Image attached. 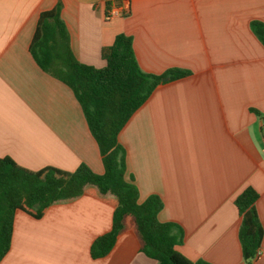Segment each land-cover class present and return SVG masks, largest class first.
<instances>
[{
	"label": "crops",
	"instance_id": "1",
	"mask_svg": "<svg viewBox=\"0 0 264 264\" xmlns=\"http://www.w3.org/2000/svg\"><path fill=\"white\" fill-rule=\"evenodd\" d=\"M107 2L0 0V157L31 171L84 164L103 174L73 93L28 51L39 14L59 4L78 62L104 68L100 50L123 34L142 72H189L157 86L118 134L138 203L160 198L157 219L182 229L176 250L187 260L243 264L233 201L251 188L263 229L251 264H264V47L251 29L264 24V0H129V14L115 19L105 16ZM112 213L87 193L51 204L38 219L16 211L0 264H156L129 230L106 256L91 258Z\"/></svg>",
	"mask_w": 264,
	"mask_h": 264
},
{
	"label": "trees",
	"instance_id": "2",
	"mask_svg": "<svg viewBox=\"0 0 264 264\" xmlns=\"http://www.w3.org/2000/svg\"><path fill=\"white\" fill-rule=\"evenodd\" d=\"M251 29L264 47V24L253 22ZM28 51L41 71L73 93L98 146L103 174L93 173L84 164L73 172L53 167L31 171L8 157H0V261L10 247L16 211L38 219L51 204L87 193L113 208L111 228L93 241L91 258L106 256L118 235L129 230L138 240L139 251L156 264H209L203 260L189 261L177 252L183 232L174 223L158 221L163 206L159 197L151 195L138 203L137 188L124 179L125 152L117 141L133 113L164 83V78L172 81L184 78L189 72L179 69L162 75L142 72L131 39L123 34H118L111 46L100 50L104 68L78 62L70 49L59 4L39 14ZM252 112L263 119L257 111ZM108 195L111 197L105 198ZM257 198L253 189L245 188L233 201L241 217L238 240L243 264H251L257 257L263 238L254 208Z\"/></svg>",
	"mask_w": 264,
	"mask_h": 264
},
{
	"label": "built area",
	"instance_id": "3",
	"mask_svg": "<svg viewBox=\"0 0 264 264\" xmlns=\"http://www.w3.org/2000/svg\"><path fill=\"white\" fill-rule=\"evenodd\" d=\"M129 7V0H109L106 5L105 16L108 19L124 18L129 14Z\"/></svg>",
	"mask_w": 264,
	"mask_h": 264
},
{
	"label": "water",
	"instance_id": "4",
	"mask_svg": "<svg viewBox=\"0 0 264 264\" xmlns=\"http://www.w3.org/2000/svg\"><path fill=\"white\" fill-rule=\"evenodd\" d=\"M168 80V78H164L163 81L166 82Z\"/></svg>",
	"mask_w": 264,
	"mask_h": 264
}]
</instances>
